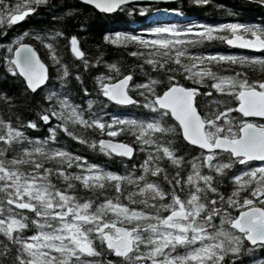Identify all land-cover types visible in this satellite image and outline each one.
<instances>
[{
	"label": "snow or ice",
	"instance_id": "1",
	"mask_svg": "<svg viewBox=\"0 0 264 264\" xmlns=\"http://www.w3.org/2000/svg\"><path fill=\"white\" fill-rule=\"evenodd\" d=\"M130 2L79 0L100 13L128 15ZM248 3L264 8V0ZM41 7L52 27L26 29L0 44V64L21 78L22 87L13 96L0 92V103L11 111L21 97H36L33 119L0 117V264H264V122L253 119L264 120V79L249 80L243 70L264 74V54L190 50L213 39L264 50V22L156 26L142 30L148 36L105 33L107 44L132 46L128 55L140 61L135 69L143 81L107 63V74L93 77L97 97L137 111L104 120L108 114L103 107L93 110L82 80L102 58L90 62L77 36L56 27L77 13L75 7L61 0H0V29ZM61 38L80 62L75 72L56 54L54 42ZM26 39L47 50V62ZM73 79L86 107L72 99ZM38 128L46 129L42 138L27 134ZM88 130L107 139L89 140L83 135ZM60 134L106 157L132 158V166L123 173L105 170L60 146ZM118 134L131 139L121 141ZM162 162L174 169L171 176ZM225 182L227 193L217 187Z\"/></svg>",
	"mask_w": 264,
	"mask_h": 264
},
{
	"label": "trees",
	"instance_id": "2",
	"mask_svg": "<svg viewBox=\"0 0 264 264\" xmlns=\"http://www.w3.org/2000/svg\"><path fill=\"white\" fill-rule=\"evenodd\" d=\"M57 0H52V3H56ZM61 2L66 7H75L77 9V13L73 16L63 17L60 22L56 25V27L60 28L65 36L75 35L78 38V47L85 54V57L89 59L91 62L97 56H100L104 63L97 64L95 67H90V69L83 73L82 80L83 84L89 90V97L95 101L93 105V110L97 107H103V110L108 115L103 116L104 120H107L112 114L121 115L128 114L131 115L133 112L137 111L132 108H124L115 104L108 102L106 105L103 103L105 100L103 97H97L96 88L94 86L93 77L99 75L101 72L107 74L108 70L105 67L107 63H115L117 64L123 72H127L128 70L134 71V80L135 81H143L142 74L139 73L138 70L135 69V66L140 63V61L134 57L128 55V52L132 51V46H128L127 48L121 46H114L111 44H107L103 41V36L105 33H111L115 29L120 27H125L128 24H136L143 21V15L138 13V9L144 6H147V13H150L151 10L157 8H166V9H179V13L184 16H189L191 19L190 23H195L196 25H214L218 23H230V22H241V23H262L264 22V8H260L254 4L248 3V0H210L208 5H196L192 2V0H177L166 3H146L141 2L134 5H128L129 8L133 9V13L128 15L126 11L116 12L114 14H104L100 13L91 7L81 5L78 0H61ZM59 11V9H57ZM231 12L233 15H229ZM188 20H183L182 24ZM178 22V21H175ZM175 22H168L171 25H181ZM83 25V27H82ZM52 25L49 23L48 14L46 10L41 7L37 9L35 14L29 15L25 17L18 24L4 26L2 31H4V35H0V44L7 43L12 37L18 35L24 30H34V29H45L50 28ZM25 41L31 42L34 47L37 49L40 57L43 61L47 62V50L42 47L39 42L33 41L31 39H26ZM54 47L56 49V54L61 58V61L66 63L70 72H75L77 69H73L74 64L80 63L71 55L69 50V45L66 40L61 38L58 42H54ZM192 51H203L205 53H222V54H234V55H262L263 52L251 53L249 51L239 50V49H230L228 48L221 40L213 39V40H205L197 46H194ZM0 52H3V49L0 48ZM51 70V65H48ZM147 68V65H144ZM214 71H217L215 67ZM238 70H240L238 68ZM249 80L253 79H264V74L253 71L251 69H243ZM224 74H230L228 72H224ZM21 78L10 76L4 69L3 64H0V92H4L9 96H13L14 94H19L22 90L21 87ZM183 83L190 84L188 81H182ZM70 89L72 92V99L75 103L81 104L82 107H86L83 104V100L85 99L80 86L77 84L75 79L72 80ZM206 90V89H205ZM39 95V93H37ZM36 97H21L22 103L20 101H16V107H13L11 111H9L8 107L0 103V117L5 119L11 116L13 122H15L16 116H19L21 121L33 119L34 108L32 106V102ZM204 98H201L203 101ZM227 100V97L223 98ZM234 107V103L232 105ZM235 114V113H234ZM41 129V131H40ZM38 128L37 130H27V134L29 136H41V138L46 135V129ZM98 131V130H97ZM83 135L87 139L97 138V132H93L92 130H88L84 132ZM118 139H123L125 142H128L131 137L127 134H118ZM59 145L67 149L68 151L82 156H89L91 158L96 157L93 163L102 164L104 167L109 168L111 171L123 173L126 168H131L133 160L131 159H121V158H112L106 157L99 151H94L88 149L86 145H81L77 141H73L70 138L60 134ZM177 148L182 149L184 152H190L191 148L185 147L184 142H177ZM195 154L194 152L192 153ZM143 154H140L136 159L137 166L139 161L142 160ZM169 176H171L174 169L170 167L166 162H162L161 165ZM138 174V173H137ZM181 174H185V170L182 166ZM56 179L52 178V182L55 184ZM161 184L163 187L167 188V185L164 183L161 178ZM221 192L227 193L230 191V188L227 186L226 182L217 185ZM77 192L82 197H87L89 194L86 191L80 190L77 188ZM135 207L139 208L140 205H135ZM30 234V233H29ZM96 247L99 250L101 245L99 242L96 243ZM178 251H182V249H178ZM260 256H264V252L259 253ZM106 259L116 260L115 257L111 255H107ZM118 264V261H117Z\"/></svg>",
	"mask_w": 264,
	"mask_h": 264
},
{
	"label": "rangeland",
	"instance_id": "3",
	"mask_svg": "<svg viewBox=\"0 0 264 264\" xmlns=\"http://www.w3.org/2000/svg\"><path fill=\"white\" fill-rule=\"evenodd\" d=\"M144 15H147L146 12L144 13ZM146 17H145L146 21L153 20L156 18V20L154 22H151V23H153V25H156V26H168V23L161 24V22H163L165 20L177 19L178 21H180L183 19V17L180 14H178L177 12L169 11L166 8H157L153 12H151V14H148ZM157 19L162 20V21H157ZM185 23H187V21H185ZM185 25H183L181 27H177V28L178 29L183 28ZM156 26H149V27L145 26V27L139 28V29H137V31H134L133 34H143L145 36H148L147 33H142V30L147 29V28H151V27H156ZM170 26H172V25H170ZM115 32H118V31H115ZM258 164L259 163L254 164V166L258 165Z\"/></svg>",
	"mask_w": 264,
	"mask_h": 264
},
{
	"label": "water",
	"instance_id": "4",
	"mask_svg": "<svg viewBox=\"0 0 264 264\" xmlns=\"http://www.w3.org/2000/svg\"><path fill=\"white\" fill-rule=\"evenodd\" d=\"M79 1V0H78ZM172 1H176V0H131L130 3H136V2H161V3H165V2H172ZM98 11V10H97ZM227 45V44H226ZM229 46V45H228ZM231 48H238V49H242V48H239L237 46H229ZM245 50H249V51H254V52H258V51H261V50H251V49H245ZM257 119H260V118H257ZM107 139V138H105Z\"/></svg>",
	"mask_w": 264,
	"mask_h": 264
},
{
	"label": "bare ground",
	"instance_id": "5",
	"mask_svg": "<svg viewBox=\"0 0 264 264\" xmlns=\"http://www.w3.org/2000/svg\"><path fill=\"white\" fill-rule=\"evenodd\" d=\"M157 21H160V20H157ZM69 48H70V46H69ZM70 50V49H69ZM40 129V128H39ZM40 131H41V129H40ZM37 137H41V136H37ZM121 141H125V140H123V139H120ZM81 155V154H80ZM82 156V155H81ZM85 159H86V161L87 162H90V163H92V161H95L97 158L96 157H93V158H91V157H89V156H83ZM257 163H260V162H254V164H257ZM55 184L59 187L60 185H59V183L57 182V181H55Z\"/></svg>",
	"mask_w": 264,
	"mask_h": 264
}]
</instances>
